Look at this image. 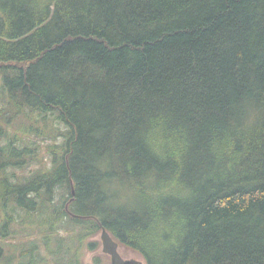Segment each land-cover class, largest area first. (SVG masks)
I'll list each match as a JSON object with an SVG mask.
<instances>
[{
	"label": "trees",
	"instance_id": "obj_1",
	"mask_svg": "<svg viewBox=\"0 0 264 264\" xmlns=\"http://www.w3.org/2000/svg\"><path fill=\"white\" fill-rule=\"evenodd\" d=\"M0 87V237L62 187L74 247L104 227L145 264H264V0H0ZM20 115L66 131L15 181Z\"/></svg>",
	"mask_w": 264,
	"mask_h": 264
},
{
	"label": "rangeland",
	"instance_id": "obj_2",
	"mask_svg": "<svg viewBox=\"0 0 264 264\" xmlns=\"http://www.w3.org/2000/svg\"><path fill=\"white\" fill-rule=\"evenodd\" d=\"M4 104L5 101L0 89V107ZM36 119L35 124L43 130L39 137L27 133L30 131L29 125L33 122L26 116L20 115L12 119V124L8 126L7 136L2 140V144H5L8 138L21 136L28 146L34 149L28 155L27 164L24 167L10 169L8 174L11 180L16 181L26 178L34 171L49 167L51 164L50 151L53 149L51 146L62 142L60 134H63L66 128L54 119V115L47 116L45 120H42L41 116H37ZM25 124L27 127L24 128ZM62 196H66V192L64 188L59 187L51 203L46 202L48 205L45 204V207L38 212L34 211L33 218L30 220L23 211H14L9 208L14 211V220L10 225L11 233L9 236L0 237V246L3 248V257L0 259V264H62L68 256L75 254L76 250L74 251V248H78V258L82 264H96L94 260L96 257L99 259L97 264H110V257L101 251L100 231L93 236H87L83 243L74 247L77 242L76 236L73 235L72 239V236H68V234H74L76 228H71V231L66 232L64 227L57 224L53 230L49 229L48 222L52 216V209L54 206L60 208L65 204ZM60 197L62 198L60 199ZM65 219L66 217L61 220L64 221ZM48 232H50V235L45 237V233ZM91 241L97 242L94 250H89L88 243ZM33 247L34 254L31 256L32 253L28 254V249ZM118 250L123 258L139 260L142 264H145L142 256L137 252L123 246H118ZM55 251L60 255L57 256Z\"/></svg>",
	"mask_w": 264,
	"mask_h": 264
},
{
	"label": "water",
	"instance_id": "obj_3",
	"mask_svg": "<svg viewBox=\"0 0 264 264\" xmlns=\"http://www.w3.org/2000/svg\"><path fill=\"white\" fill-rule=\"evenodd\" d=\"M101 251L110 257V264H142L135 259H125L118 250V243L111 237L104 227L100 231Z\"/></svg>",
	"mask_w": 264,
	"mask_h": 264
}]
</instances>
